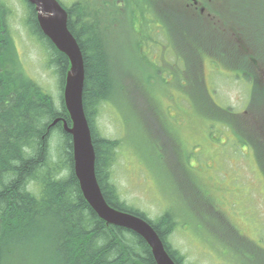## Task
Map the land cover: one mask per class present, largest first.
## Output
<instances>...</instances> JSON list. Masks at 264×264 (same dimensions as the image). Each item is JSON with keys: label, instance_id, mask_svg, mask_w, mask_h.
Here are the masks:
<instances>
[{"label": "rangeland", "instance_id": "rangeland-1", "mask_svg": "<svg viewBox=\"0 0 264 264\" xmlns=\"http://www.w3.org/2000/svg\"><path fill=\"white\" fill-rule=\"evenodd\" d=\"M86 1L99 11L98 36L110 46L111 97L100 106L95 128L101 137L120 140L110 179L121 199L152 220L170 211L177 223L166 238L186 263L264 264V175L235 123L212 105L237 113L245 132L264 130L259 94L263 106L253 118L248 107L253 85L264 90L263 37L249 41L257 56L246 67L249 79L236 69L240 61L228 43H215L216 56H207L211 34L203 21L178 17L175 0ZM6 5L24 73L59 105L55 68L26 25V3ZM226 12L231 23L233 11ZM198 58L208 96L197 76ZM59 140L54 133L51 153ZM42 254L38 249L32 264H50Z\"/></svg>", "mask_w": 264, "mask_h": 264}, {"label": "trees", "instance_id": "trees-1", "mask_svg": "<svg viewBox=\"0 0 264 264\" xmlns=\"http://www.w3.org/2000/svg\"><path fill=\"white\" fill-rule=\"evenodd\" d=\"M22 1L27 8L26 25L45 48L47 63L55 68L60 103L55 104L53 97L24 73L8 24L9 8L6 0H0V264H32L38 249L44 253L45 263L49 261L50 264H155L149 246L139 235L105 223L84 199L73 170L71 136L61 125L62 120L70 125L62 95L69 61L41 32L34 6ZM64 8L68 13V28L83 55L82 102L91 131L95 175L102 195L115 209L147 220L175 264H189L166 238L177 223L173 214L164 211L155 220L148 218L144 212L122 200L111 182V167L120 140L101 137L95 128L100 106L111 97L108 38L98 36L100 29L94 19L99 13L96 8L84 1H76ZM241 9L244 37L250 29L255 35L264 37V0H242ZM200 64L198 58L197 76L208 96ZM247 64V58L243 57L241 71L250 78ZM258 94L263 103L264 90L254 84L248 105L251 117L263 106L257 103ZM212 105L218 112H223L218 115L220 118L235 123L239 131L236 135L251 144L264 175V130L245 132V121L240 123L227 108ZM259 116L264 119V112ZM56 118L61 121L50 126ZM54 133L60 140L52 155L50 139ZM22 144L33 147L31 158H24L20 151ZM14 160L19 163L13 164ZM61 173L66 176L59 180L53 178ZM29 180L34 181L31 191L26 187Z\"/></svg>", "mask_w": 264, "mask_h": 264}, {"label": "water", "instance_id": "water-1", "mask_svg": "<svg viewBox=\"0 0 264 264\" xmlns=\"http://www.w3.org/2000/svg\"><path fill=\"white\" fill-rule=\"evenodd\" d=\"M26 1L34 6L43 34L58 51L65 54L70 64L65 77L63 100L71 124L63 121V129L71 136L73 169L84 199L107 224L125 228L139 235L149 246L155 264H175L149 222L135 214L115 209L102 195L95 175V152L91 131L82 102L84 60L77 40L68 29L66 10L57 0ZM57 121L58 118L53 120L50 126Z\"/></svg>", "mask_w": 264, "mask_h": 264}, {"label": "flooded vegetation", "instance_id": "flooded-vegetation-1", "mask_svg": "<svg viewBox=\"0 0 264 264\" xmlns=\"http://www.w3.org/2000/svg\"><path fill=\"white\" fill-rule=\"evenodd\" d=\"M174 3L176 4L175 6L176 11L178 12V17L183 19V21H191L195 24L202 21L204 22L206 32L211 34V37L207 40V48L205 50L207 56H216V53L213 52L217 46L215 43L222 45L225 44L224 46L228 43L233 50L235 49V52L242 50L244 33L242 27L241 0H175ZM228 7L233 11L232 18H235L230 23L235 29H229V31L228 27L225 26L226 24H229L226 22V15L228 14L226 9ZM156 8H158V6H156ZM180 9L189 14V18ZM239 9H241V15ZM158 13L161 14L163 11ZM161 17L166 19L164 15H161ZM209 42L211 46L208 48Z\"/></svg>", "mask_w": 264, "mask_h": 264}, {"label": "clouds", "instance_id": "clouds-1", "mask_svg": "<svg viewBox=\"0 0 264 264\" xmlns=\"http://www.w3.org/2000/svg\"><path fill=\"white\" fill-rule=\"evenodd\" d=\"M20 151L21 153L23 154L24 158L27 159V158H31L34 154L33 152V147L30 145V144H22L21 147H20ZM13 164H18L19 161L17 160H14L12 161ZM66 176V173H61L55 177H53L54 179L56 180H59V179H62ZM34 183V181L32 180H29L27 181L26 183V187H27V190L28 191H31L32 190V184Z\"/></svg>", "mask_w": 264, "mask_h": 264}]
</instances>
